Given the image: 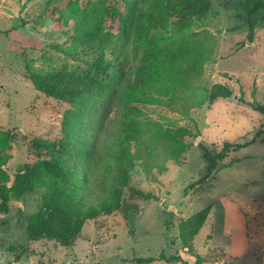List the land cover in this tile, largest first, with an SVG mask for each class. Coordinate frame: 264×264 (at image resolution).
Wrapping results in <instances>:
<instances>
[{
    "label": "rangeland",
    "instance_id": "obj_1",
    "mask_svg": "<svg viewBox=\"0 0 264 264\" xmlns=\"http://www.w3.org/2000/svg\"><path fill=\"white\" fill-rule=\"evenodd\" d=\"M104 1V34L89 50L75 16L90 0H0V170L10 179L7 188L39 162L59 160L85 173L80 188L88 202L105 196L101 189L122 173L113 158L121 130L124 135L118 107L125 102L143 123L190 129L191 147L180 163L167 162L165 172H147L135 161L119 209L86 222L69 248L28 237V219L44 207L46 188L20 196L12 189L9 214H0V264H133L138 258L195 264L197 255L202 264H264V142L231 154L201 181V146L214 153L264 131V0H208L204 13L163 1L155 21L151 0ZM138 24L147 30L136 44ZM179 39L202 42L208 51L203 76L187 96L203 99L199 86L214 84L232 93L191 111L197 130L175 109L139 104L124 93L141 72L154 75L153 54ZM89 83L98 87L85 93ZM58 144L70 151L47 149ZM129 150L135 153L134 143ZM207 206L208 219L188 251L177 224ZM166 223L173 227L166 230ZM161 253L182 262L158 260Z\"/></svg>",
    "mask_w": 264,
    "mask_h": 264
},
{
    "label": "trees",
    "instance_id": "obj_2",
    "mask_svg": "<svg viewBox=\"0 0 264 264\" xmlns=\"http://www.w3.org/2000/svg\"><path fill=\"white\" fill-rule=\"evenodd\" d=\"M155 5V12L151 15V21L157 16V7L163 1L169 4L175 1H181L184 5L196 6L200 13H204L209 8L208 0H151ZM139 16L145 18L142 8ZM135 8H128V13L132 15ZM107 5L104 0H90L89 8L86 11L76 14V24L82 33V40L88 44L86 49H93L92 43L97 41L104 34L105 19L107 17ZM131 21L128 17L125 19L127 24ZM142 24H138L137 43L142 36ZM208 51L204 44L199 41H189L179 39L174 41L168 47L153 54V64L156 65V73L147 77L143 72L138 75L136 82L125 85L126 98H133L139 104H151L158 107L176 110L186 121L195 125L191 117L193 109H200L206 103L210 106L218 99H228L232 93L229 87L221 84H214L210 90L199 86L200 90H205L206 95L203 99L197 96L188 97L187 92L191 82L201 80L204 73V66L207 61ZM116 74V69L113 70ZM113 77V76H111ZM152 79H154L152 81ZM98 86L89 83L84 89L87 93ZM48 89V88H47ZM105 92V90H102ZM89 93V92H88ZM110 91L109 96L112 97ZM57 97V96H56ZM129 102L119 105L121 113L119 125L122 124L124 130H121L118 139V151L114 156L116 166L121 170L119 176H113V179L101 189L106 195L97 198L91 202L86 200L87 194L80 188L81 176L85 173L74 167L65 166V161L59 160L42 161L37 164L27 175L22 174L16 177L14 184L10 189L7 184L10 182L6 173L0 170V214H9L8 202L9 192L15 188L17 196L28 191H34L46 188L43 197L44 207L42 210L29 217L27 234L31 241L47 239L55 242L62 247H71L77 240L80 230L86 222L95 221L97 218L110 215L120 207V194L122 183L129 178L135 161H141L142 167L147 171L159 170L166 171L167 162L180 163L184 154L191 147L187 142L192 137L190 129L183 126H176L173 122L166 124L157 122H141L138 120V111L130 109ZM163 118V117H162ZM166 120V118H163ZM168 123V124H167ZM195 130L197 127L195 125ZM264 131L258 130L250 135V138L244 137L242 141L230 143L225 142L218 152H210L202 148V157L206 162L205 174L201 181L209 179L215 172L217 166L225 161L231 154H238L249 147L264 142ZM134 143L136 150L132 154L129 145ZM47 149L55 147L62 151L69 152L67 146L62 144L47 145ZM62 163V164H60ZM19 185L15 187L17 183ZM197 182L193 185H198ZM192 187V186H190ZM85 190L91 193L87 188ZM140 199L153 200L149 195L136 192ZM135 209V208H130ZM210 213V206L203 208L192 216L182 219L177 224L178 239L181 246L188 251L192 249V242L198 236ZM172 224L166 223L165 229L169 230ZM158 260H164L168 263L182 262L180 256L171 255L166 257L161 253ZM156 261L155 258H138L133 264H151ZM195 264H202V258L196 256Z\"/></svg>",
    "mask_w": 264,
    "mask_h": 264
}]
</instances>
